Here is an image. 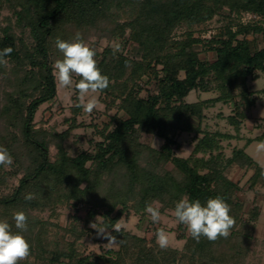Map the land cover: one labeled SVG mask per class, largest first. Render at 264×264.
Here are the masks:
<instances>
[{"label":"trees","instance_id":"obj_1","mask_svg":"<svg viewBox=\"0 0 264 264\" xmlns=\"http://www.w3.org/2000/svg\"><path fill=\"white\" fill-rule=\"evenodd\" d=\"M5 2L10 4L15 21L9 18L0 30V50L13 49L6 57L11 68L0 66V145L8 149L15 165L23 167L24 175L11 194L0 196V219L7 220L16 232L19 230L15 228L12 214L23 211L28 217L27 231L22 234L31 246V255L20 264H165L162 263L164 256L168 257V264L177 263V250L148 248L142 244L144 239L123 230L115 231L114 225L131 211L143 216L146 204L154 200L163 208L174 209L175 203L185 195L190 200L199 199L202 205L219 195L230 205V215L235 220L227 238L215 242L203 237L199 242L194 240L198 262L209 264L204 260L210 259L213 264H233L234 260L228 261L229 258L237 259L232 248L237 250V255L248 253L254 226L250 231V226L244 228L240 236L235 230L244 213L242 203L231 205L239 183L229 175L234 168L252 171L250 186L264 188V167L246 152V147L253 141H264V132L245 139V146L234 147L229 157L222 150V141L244 138V123L260 95L264 94V89L255 92L247 84L249 77L258 79L264 73V47L260 46V42H264V25L230 21L209 38L194 36V29L219 15L223 9L230 12V17L232 13L245 11L264 16V0ZM122 14L125 18L121 25L114 17L121 18ZM108 18L121 28L129 29V38L135 41L138 52L144 57L141 61L122 58L109 63L103 54L100 60L95 57L101 73L110 79L109 87L102 93L111 96L114 91V98L106 100V104L114 105L115 99L119 98L120 108L127 117L112 116L113 128L108 129L106 125L100 130L102 140L96 141L92 150L83 151L76 157L71 156L63 144L66 132L60 134L56 141L58 154L52 158L53 136L46 129L36 127L35 117L42 104L57 96L52 65L62 59V53L56 48L55 40L57 37L71 40L81 30L88 33ZM182 23L188 24L190 30L178 38L174 30ZM234 25L237 30H233ZM18 27L21 33L28 32L32 38L30 47L23 37L17 36L15 28ZM247 33L255 35L254 48L246 38ZM261 34L263 38H260ZM195 46L214 50L216 60L200 58ZM130 65L131 76H126ZM148 68L150 72L146 70ZM138 71L148 73L151 77L148 84L156 87L155 90L146 89L145 96L134 92L129 83L135 80ZM114 88H119L120 93L115 94ZM194 90L216 92L217 95L188 102L186 98ZM220 102H233L232 112L226 116L233 132H208L201 126L205 110ZM183 133L194 134L196 138L188 157L179 156L175 148ZM141 134H155L164 143L161 148H154L140 140ZM169 163L172 168H167ZM2 176L5 177V171ZM104 184L107 186L102 191L100 187ZM28 193H34L35 199L25 200ZM63 197L66 203L91 205L88 221L101 214L112 229L111 237L116 238L119 250H111L110 256L93 257L80 254L74 243L62 249L56 242L49 249L45 244V223L39 226V221L30 219L28 211L55 205ZM135 243L142 246L131 247ZM199 251L204 253L200 255ZM241 256H245L244 253ZM32 257L33 261L29 260ZM192 259L195 260V256Z\"/></svg>","mask_w":264,"mask_h":264},{"label":"rangeland","instance_id":"obj_2","mask_svg":"<svg viewBox=\"0 0 264 264\" xmlns=\"http://www.w3.org/2000/svg\"><path fill=\"white\" fill-rule=\"evenodd\" d=\"M114 8L115 6H113L112 9ZM9 18H13L15 21V16H13V10L10 4L6 3L4 0V2L0 3V30L2 27L6 26ZM114 18V20H116L115 22H119V24L122 25L125 16L122 14L121 18ZM230 21L234 23L242 22L244 24L258 22L264 25V16L245 11L241 14L232 13L230 17V12L227 9H223L219 15L214 16L202 26L196 27L194 29L196 30L194 36H200L201 38L206 36V38H209L219 33ZM15 30L17 36L23 37L24 42L30 47L32 38H30L28 32L21 33L20 27L15 28ZM189 30L188 24L182 23L175 28L174 34H176L178 38L180 36L183 37L186 33L188 34ZM233 30H237L235 25L233 26ZM79 33L83 35L84 31L81 30ZM129 33L130 31L128 28L123 29L116 25V23H113L112 19L108 18L107 21L97 23V26L93 27L88 33L85 32L83 36H85L84 40L98 52L99 56L98 54L96 55L99 58L98 60L102 58L101 55L103 54L108 63L121 60L122 58L141 61L144 58L143 54L142 52H138L137 44L132 38H129ZM246 38L250 40L251 48H254L255 35L253 33H247ZM260 38H263L262 34ZM115 44L121 45V51L114 55L113 47ZM260 46L264 47L263 40L260 42ZM194 48H196V50L199 49L197 52L200 58L211 62L216 60L217 56L214 50H205V48H201L200 46H195ZM11 66L12 65H8L6 68L9 70ZM131 67L132 65L128 66L126 76H131ZM146 70L150 72L151 69L148 68ZM139 75L142 77L140 78ZM150 78L149 74L145 73V71H138L134 78L135 80L129 83L134 92H139L140 96H145L147 94L146 89H156L153 85L148 84L147 80H150ZM78 79V77H74L73 85L69 88H60L57 85V96L53 100L42 104L36 113V127L46 129L53 136L50 145V156L52 158H55L58 154L56 141L60 134H65L66 132L67 135L65 134L63 144L67 146V151L71 156L76 157L83 151L92 150L96 141L102 140L103 137L100 134V130L105 128L106 125H108V129L113 128L110 119L112 116L117 115L120 118L127 117L125 111L120 108L121 100L119 98L115 99L114 105L108 106L106 104V100L108 101L114 98V93H112L114 91L111 92V96H105L103 93L96 94L98 96V105L91 114H86L83 112L82 108L76 107L79 101L75 83L78 82ZM247 84L249 88L255 92L263 90L264 73H262L261 77L258 79L249 77ZM114 85L115 87L117 86V84ZM114 90H116L115 94L120 93L119 88H114ZM216 95V92H199L194 90L188 95L186 100L188 102H194L199 99L213 98ZM260 97L261 98H259L256 106L252 108L248 115V119L244 123L242 130V136L244 138L242 140L224 139L222 141V150L226 157L232 155L234 147L245 146V139L255 137L264 132V94H261ZM232 108L233 102L231 104L220 102L209 105L205 110V119L202 122V128L208 132H233V128L226 120V116L232 112ZM140 138V140L149 143L154 148V143L156 144V148H161L164 143V140L155 134H141ZM195 143L196 138H194V134H181L178 138V146H175L177 154L182 157H188ZM261 144H264V141H253L247 147L246 152L264 167V150L258 151V146ZM21 167H18L17 164L15 165L14 163L9 168L0 167L1 197L11 194L18 186L20 179L24 175V171L21 170L23 167ZM167 168H172V164H167ZM4 171L5 177L2 176ZM251 174L252 171H243L234 168L229 175L234 181L239 183V190L232 196L233 202L231 205L235 206L236 204L242 203V210L244 213L242 215V221L236 225L235 230L240 236L244 228L246 229L250 226V228H248L250 231L251 226H254V238L252 239L251 245L248 243L251 248L248 253L243 252L245 256H241L243 253L237 255V250L232 248V253L237 259L229 258L228 261L234 260L233 264H264V188L250 186L249 179ZM82 186H85V183ZM106 186L107 185L104 184V186L100 187L101 190H105ZM163 207L162 205L161 213L163 219L159 224H153L147 213L141 216L131 211L129 215L119 219L115 223L114 228L116 229L118 226H121L120 230L139 236L144 239V243L142 242V244L146 245L148 248H159L156 244L155 233L158 228H164L170 234V245L167 249L161 250L178 251L176 258L177 263L175 262L174 264H201V262H198L199 254L194 253V249L197 248L194 239L189 236L183 224H179L175 221L170 211L172 208ZM91 208L92 206L86 202L79 203L78 205H74L73 201L66 203L63 197L55 205H43L37 208H30L28 214H30L31 220L35 219L39 221V226L42 227L43 223H45L47 230L45 234V244L49 249H52L56 242L61 245L62 249L74 243L77 245V249L82 255L93 257L97 255L110 256V251H118L120 245L118 243L108 244L110 242L112 229L108 227L101 214L95 215L92 221H88ZM96 221V226L104 232H100L98 229L91 227ZM234 236L238 237L236 235ZM246 242L245 246H247ZM133 245L137 247L142 246L140 243L139 245L135 243L131 244V247ZM214 250H216L215 246ZM199 253L201 255L204 251H199ZM193 256H195V260L192 259ZM164 258L165 261L163 259L162 263L168 264V257L164 256ZM29 260L33 261V257ZM204 261L205 263L208 262L209 264H213L210 259ZM228 264L232 263L228 262Z\"/></svg>","mask_w":264,"mask_h":264},{"label":"clouds","instance_id":"obj_3","mask_svg":"<svg viewBox=\"0 0 264 264\" xmlns=\"http://www.w3.org/2000/svg\"><path fill=\"white\" fill-rule=\"evenodd\" d=\"M55 46L62 53V59H57L52 65V74L58 87L69 88L73 85V78L78 77L75 89L78 92L79 102L76 107L82 108L86 114H91L98 105L96 94L102 93L110 85L109 77L103 75L97 65L96 50L83 39L79 32L67 41L57 37ZM119 51H121V45L115 44L114 55ZM12 52L11 47L0 50V66H8L6 57ZM154 146L156 148L155 143ZM260 150H264V144L258 146V151ZM13 162L8 149L0 145V167L9 168ZM24 199L31 201L35 199V194L28 193ZM161 208L162 205L155 200L146 204L144 211L153 224H159L163 219ZM170 211L175 221L183 224L189 236L197 242L202 237L210 242H215L219 238H227L235 225V220L230 215V205L219 195L209 198L204 205L199 199L190 200L185 195L175 203L174 209ZM12 220L19 231L13 232L12 225L7 220L0 219V264H20L31 255V246L22 234L28 228L27 215L23 211H15L12 214ZM96 224L97 221L91 227L104 232ZM120 228L121 226H118L115 231H120ZM155 236L156 244L160 249L169 247L170 234L164 228H158ZM115 243H117L116 238L110 237L108 244Z\"/></svg>","mask_w":264,"mask_h":264},{"label":"crops","instance_id":"obj_4","mask_svg":"<svg viewBox=\"0 0 264 264\" xmlns=\"http://www.w3.org/2000/svg\"><path fill=\"white\" fill-rule=\"evenodd\" d=\"M262 133H263V132H262ZM262 133H261V134H262ZM257 136H258V135H257ZM255 137H256V136H255ZM250 144H251V143H250ZM250 144H249V145H250ZM249 145H248V146H249ZM248 146H247V147H248ZM247 147H246V150H247ZM252 158H253V157H252ZM256 162H257V161H256Z\"/></svg>","mask_w":264,"mask_h":264}]
</instances>
